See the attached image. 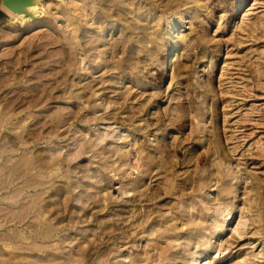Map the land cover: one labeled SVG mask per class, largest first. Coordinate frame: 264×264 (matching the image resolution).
<instances>
[{"label":"rangeland","instance_id":"1","mask_svg":"<svg viewBox=\"0 0 264 264\" xmlns=\"http://www.w3.org/2000/svg\"><path fill=\"white\" fill-rule=\"evenodd\" d=\"M6 1L0 264H264V0Z\"/></svg>","mask_w":264,"mask_h":264},{"label":"bare ground","instance_id":"2","mask_svg":"<svg viewBox=\"0 0 264 264\" xmlns=\"http://www.w3.org/2000/svg\"><path fill=\"white\" fill-rule=\"evenodd\" d=\"M6 4L8 6V9L17 16L29 15V17L32 19L37 17L36 12H33L35 10V7L37 6H33L32 3H30L28 0H22V2H17V0H7ZM33 7L34 10H32Z\"/></svg>","mask_w":264,"mask_h":264}]
</instances>
